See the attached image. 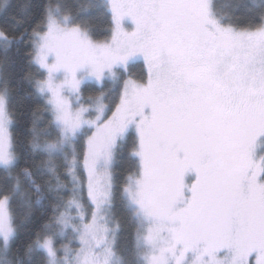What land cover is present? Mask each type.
Segmentation results:
<instances>
[{"label": "snow or ice", "instance_id": "snow-or-ice-1", "mask_svg": "<svg viewBox=\"0 0 264 264\" xmlns=\"http://www.w3.org/2000/svg\"><path fill=\"white\" fill-rule=\"evenodd\" d=\"M0 264H264V0H3Z\"/></svg>", "mask_w": 264, "mask_h": 264}, {"label": "trees", "instance_id": "trees-1", "mask_svg": "<svg viewBox=\"0 0 264 264\" xmlns=\"http://www.w3.org/2000/svg\"><path fill=\"white\" fill-rule=\"evenodd\" d=\"M0 3H3V0H0ZM141 71L140 66H136L132 69L133 75L138 74ZM136 72V73H135Z\"/></svg>", "mask_w": 264, "mask_h": 264}, {"label": "rangeland", "instance_id": "rangeland-1", "mask_svg": "<svg viewBox=\"0 0 264 264\" xmlns=\"http://www.w3.org/2000/svg\"><path fill=\"white\" fill-rule=\"evenodd\" d=\"M136 73V72H135Z\"/></svg>", "mask_w": 264, "mask_h": 264}]
</instances>
